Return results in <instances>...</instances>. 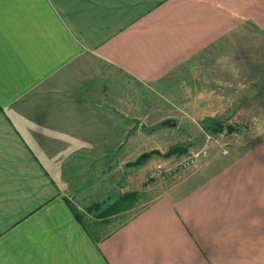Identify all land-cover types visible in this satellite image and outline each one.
<instances>
[{
	"label": "crops",
	"instance_id": "crops-1",
	"mask_svg": "<svg viewBox=\"0 0 264 264\" xmlns=\"http://www.w3.org/2000/svg\"><path fill=\"white\" fill-rule=\"evenodd\" d=\"M244 24L264 0H0V264H264V137L169 180L130 163L159 126L126 87Z\"/></svg>",
	"mask_w": 264,
	"mask_h": 264
},
{
	"label": "rangeland",
	"instance_id": "rangeland-1",
	"mask_svg": "<svg viewBox=\"0 0 264 264\" xmlns=\"http://www.w3.org/2000/svg\"><path fill=\"white\" fill-rule=\"evenodd\" d=\"M208 47L204 56L198 55L196 60L188 58L163 80L155 84L132 83L125 89L133 98V122H147L149 129L159 122H169L132 139L137 156L144 145L147 150L156 145L163 151L173 144L185 146L181 153L151 155L146 160L148 180L186 175L226 154L223 147L227 150L235 144L254 143L264 137V28L244 24ZM142 105L147 106V113L139 112ZM214 122H220L228 131L229 125L238 127L239 133L235 138L214 137L208 141L207 154L186 166L189 163L185 165L183 160L187 159L188 148L201 147L206 141L205 133L216 132L212 130ZM145 165L144 161L135 174L144 172ZM158 165L163 168L159 174L154 172ZM92 228L101 233L109 231L99 225Z\"/></svg>",
	"mask_w": 264,
	"mask_h": 264
},
{
	"label": "trees",
	"instance_id": "trees-1",
	"mask_svg": "<svg viewBox=\"0 0 264 264\" xmlns=\"http://www.w3.org/2000/svg\"><path fill=\"white\" fill-rule=\"evenodd\" d=\"M165 124L167 125V124H169V122L168 123L167 122H159L158 124L151 125L150 129H154L156 126H162ZM222 128H223V126L220 122H214L212 130L218 131ZM228 128H231V126L229 125ZM184 150H185V146L183 144L170 145L165 151H161L158 148H152L150 150H146V151H143L142 153H140L130 163L133 165H138V164L144 162L146 159H148L154 153L164 155V156H168V155H171L173 153H181ZM137 197H138V192L136 190L125 191L122 194H120L115 200L111 201L110 203L105 205L103 208H101V210L96 213V216L101 218V219H107L110 216H112L113 214L118 213L120 211H123V210L129 208L130 206H132L135 203V201L137 200ZM100 204H101V202H98V201L93 202L92 204L87 206V209L88 210H91L93 208L99 209ZM71 208H72L73 212L75 213V215L80 220H82V222H84V224H86L85 221L83 220L81 212L76 207H74L73 205H71Z\"/></svg>",
	"mask_w": 264,
	"mask_h": 264
},
{
	"label": "built area",
	"instance_id": "built-area-1",
	"mask_svg": "<svg viewBox=\"0 0 264 264\" xmlns=\"http://www.w3.org/2000/svg\"><path fill=\"white\" fill-rule=\"evenodd\" d=\"M239 128L238 127H231L229 128V131L227 129H220L218 131H216L215 133L212 132H207L205 133V143L199 147L198 149H194V148H188V152H187V159L183 160L184 164H188L186 166H189L190 164H195V162L197 161V158L200 156H204L207 154L208 152V141L212 140L214 137L222 139L228 135H230L232 138H235L238 133H239ZM223 151H226V147H223ZM185 157V158H186ZM162 166L158 165L157 168H155L154 172H156L157 174L162 172Z\"/></svg>",
	"mask_w": 264,
	"mask_h": 264
}]
</instances>
